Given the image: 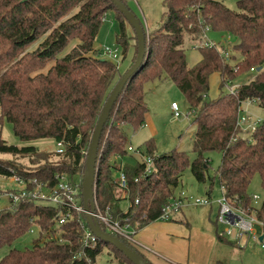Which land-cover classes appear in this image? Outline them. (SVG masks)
<instances>
[{"label": "trees", "instance_id": "1", "mask_svg": "<svg viewBox=\"0 0 264 264\" xmlns=\"http://www.w3.org/2000/svg\"><path fill=\"white\" fill-rule=\"evenodd\" d=\"M122 1L128 7L126 0ZM163 8L160 25L151 32L144 28L148 59L129 81L101 137L95 181L98 206L102 211L108 208L121 220L128 217L138 231L160 218L164 206L176 196L187 166L198 181H205L208 153L219 151L217 176L228 201L236 207L256 208L257 216L264 220V199L256 207L248 191L257 173L264 189V119L249 135H243L237 126L244 101L256 99L264 108V0H237L236 9L223 0H164ZM110 10L126 19L112 0H0V176L21 175L54 184L57 175L65 173L79 186L83 201L86 152L102 107L117 76L123 74L114 61L101 57L94 48L99 27ZM208 30L218 36H233L232 53L227 56L216 45L205 44ZM187 35L202 52L194 66L187 64L182 46ZM133 37L132 63L138 53L135 33ZM72 39L78 40L76 46L59 56ZM117 39L126 46L125 32ZM38 40L37 47L29 49ZM50 62L48 70L42 71ZM254 67V77L237 86L236 93L222 90L232 78ZM216 71L221 75V92L209 98V78ZM166 78L177 84L193 112L195 157L190 160L188 153L178 148L158 153L153 138L147 140L143 152L152 158L151 169L146 171L142 160L134 168L126 164L130 193L129 205L123 208L124 198L119 196L113 172L116 155L128 153L125 126L137 129L144 124L148 110L144 84ZM5 119L22 140H63L65 158L52 161L46 149L8 143L2 136ZM16 156H29L31 164L24 165ZM77 174L79 182L73 180ZM59 210L27 197L18 202L10 198L9 205L0 210V247L11 244L35 223L40 235L31 247L11 249L0 264H94L106 246L118 262L133 264L101 239L96 247H86L81 239L88 226L85 212L57 225ZM218 236L225 239L219 232ZM119 238L153 264L135 243Z\"/></svg>", "mask_w": 264, "mask_h": 264}, {"label": "rangeland", "instance_id": "2", "mask_svg": "<svg viewBox=\"0 0 264 264\" xmlns=\"http://www.w3.org/2000/svg\"><path fill=\"white\" fill-rule=\"evenodd\" d=\"M164 0H126V4L130 10L138 17L143 27L147 32H151L156 29L162 22ZM224 3L232 8H237V0H223ZM121 20L124 24H121ZM122 32L127 34L126 46L122 45L118 41V35ZM135 31L132 25L126 19H120L114 10H110L104 16L103 21L99 27L98 33L94 40V48L100 52L104 47L116 48L118 47V61L120 63L118 72H125L132 65L133 55L135 53V38L133 37ZM208 38L215 42L217 49L225 54L226 52L232 53V45L235 42L233 36L225 34L224 36H218L213 30L207 31ZM38 41H35L29 46V49L36 48ZM78 43V40L72 39L68 45L60 51L59 56H63L72 50ZM185 48L186 60L189 66L196 65L202 58V52L199 47H196L195 42L191 41L189 35L183 43ZM101 54V53H100ZM101 57H107L101 55ZM52 62L48 63L42 71H47ZM255 71L249 70L242 74L237 75L231 79V82L226 84L222 90L226 93L229 92L230 86L237 87L241 84L249 82L254 77ZM119 79V75L116 81ZM221 75L216 71L210 75L209 78V98L218 97L221 92ZM144 90L146 93V102L148 110L145 116V121L142 126L137 129H133L131 126H125L127 145H132L135 148H139L145 151V145L147 140L153 138L157 152L164 153L174 148L184 150L188 153L190 160L195 157L194 152V134L196 132V124L194 121L193 112L189 106L188 100L181 92L177 84L170 78L163 80L147 81L144 84ZM172 102H176L178 110L172 108ZM242 114L252 116L255 119H264V108L259 105L256 99L247 100L242 103ZM175 112H179V115H175ZM248 123L243 124L246 127ZM243 135H249L248 129L241 128ZM2 136L8 143L26 146L34 145L41 149H46L50 154L52 161H61L65 158V153L57 152V141L53 138H40L33 140H22L17 137L13 131L12 124L6 119L2 124ZM129 154L132 157H127L124 163L129 165H135L137 160H141L143 156L135 155L132 152ZM6 156H12L10 154H4ZM18 161L24 165H30L31 159L29 156H16ZM210 160V166L207 170L206 180L198 181L196 176L191 170V166H187L183 172L181 182L177 186L176 193L183 189L188 194L206 196L211 189V198L214 206H220L219 199L222 197V190L217 176V169L221 162L222 153L219 151H211L208 153ZM118 173L113 172V177L117 178ZM75 182L80 181V176L77 174L73 179ZM20 184L13 180L12 177L0 176V210L9 205L10 198L7 194L12 189H18ZM250 195H258L257 202L254 201V205L259 207L264 199V189L261 184L259 174H255L248 187ZM120 194V193H119ZM120 196V195H119ZM43 204H51L49 201H39ZM129 205V199H123L121 201V207L127 208ZM219 223V228H223L225 225ZM33 231H27L22 236L14 240L11 244H5L0 247V260L13 248L24 249L31 247L34 244V239L39 237L40 228L38 225H32ZM257 238L245 235L242 239V243L236 246L237 250L234 256L230 260V264H264V248L260 243V236L264 234V228L256 226ZM56 236H58L56 234ZM233 237L226 235V237ZM43 240V239H42ZM41 240V241H42ZM118 260V258H117ZM109 247H105L103 251L96 257L94 264H121L118 262Z\"/></svg>", "mask_w": 264, "mask_h": 264}, {"label": "built area", "instance_id": "3", "mask_svg": "<svg viewBox=\"0 0 264 264\" xmlns=\"http://www.w3.org/2000/svg\"><path fill=\"white\" fill-rule=\"evenodd\" d=\"M206 38L205 44L209 46L216 45L214 41ZM199 46V45H197ZM196 46V47H197ZM118 47H104L101 54L106 55L110 58V60L114 61L119 68L120 63L118 61ZM228 56V53H225ZM255 71V67L253 68ZM229 92L236 93L237 87L230 86ZM172 108L176 111L178 110V105L176 102L172 103ZM243 111L242 106H240L237 126L239 128L248 129V131L252 132L258 123H260L263 119H255L252 116H247L242 114ZM175 115H179V112H175ZM248 123L246 127H243V124ZM57 143V152L63 153L65 150V145L63 140H59ZM128 153L132 152L135 155H141L143 158L141 159L146 163L145 168L146 171H150L152 166V158L148 155H145L144 152L135 148L132 145L127 146ZM125 155H116L114 171L118 173L117 178L114 179V183L116 184L120 196L124 199H128L130 193V182L128 178V173L125 170L124 161ZM124 158V159H123ZM135 167V166H134ZM58 180L54 184H48L43 181H39L37 178H25L21 175H13L12 179L17 181L20 186L17 191H10L7 194L10 198H12L15 202H18L21 198H30L32 200L41 201L46 200L51 203V205L57 206L60 208L57 217V225L66 223L75 217V213L85 212L82 197L80 195L79 186L73 184L68 175L63 173L61 175H57ZM33 184V185H32ZM31 185V186H29ZM222 189V197L219 199V213L217 216V221L221 224L225 225L224 230L222 231V235H231L233 231H236L237 239H241L243 236L248 235L253 238H257L256 226H260L264 228V220L260 219L257 216V209L254 207H249L248 209L244 207H236L232 205L226 195L224 194L223 187ZM254 201L257 202L259 199L258 195H253ZM96 202V211L95 215L99 222H102L105 225V230L111 234L116 235L117 237H123L126 240L135 243L134 235L136 233L132 224L130 223L128 217H125L123 220L116 218L108 208L102 211ZM138 202V199H136ZM192 204H204L208 205L211 203V199L208 197H200L192 194H187L185 191H181V193L170 199V201L164 206L163 212L159 219H171L173 215L180 211L181 207L186 203ZM38 225V224H34ZM39 226V225H38ZM40 228V226H39ZM29 231H33V226L29 229ZM40 231V230H39ZM82 242L86 247L94 248L98 245L99 238L92 232V230L87 226L84 229V233L82 236ZM261 246L264 248V234L263 238H259Z\"/></svg>", "mask_w": 264, "mask_h": 264}, {"label": "crops", "instance_id": "4", "mask_svg": "<svg viewBox=\"0 0 264 264\" xmlns=\"http://www.w3.org/2000/svg\"><path fill=\"white\" fill-rule=\"evenodd\" d=\"M128 155L133 156L124 158ZM181 191L185 190L176 195ZM210 191L200 196L210 198V204L186 202L171 219H157L136 231L135 244L153 264H230L244 236L237 239L233 231V237L219 238L224 227L219 228V206H214Z\"/></svg>", "mask_w": 264, "mask_h": 264}, {"label": "water", "instance_id": "5", "mask_svg": "<svg viewBox=\"0 0 264 264\" xmlns=\"http://www.w3.org/2000/svg\"><path fill=\"white\" fill-rule=\"evenodd\" d=\"M119 11H121L128 22L135 30L138 44V53L132 65L122 74L118 81L112 87L108 95L101 113L97 120L95 129L93 131L91 141L88 146L85 170L82 179V195L83 206L85 210V218L88 227L101 240L111 243L119 251H121L133 264H149L144 256L138 251L128 246L124 241L114 234L106 231L100 224L95 215L96 211V197H95V181L98 174V161L101 151V137L105 125L110 120L111 113L116 104H118L122 93L128 85L131 78L144 67L148 59L147 39L143 25L138 17L123 3L122 0H112ZM258 67L257 70H260ZM112 120H110L111 123ZM263 238V235L260 237Z\"/></svg>", "mask_w": 264, "mask_h": 264}]
</instances>
